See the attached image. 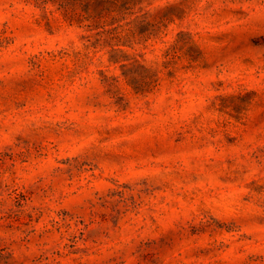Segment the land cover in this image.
Returning a JSON list of instances; mask_svg holds the SVG:
<instances>
[{"label":"rangeland","instance_id":"1","mask_svg":"<svg viewBox=\"0 0 264 264\" xmlns=\"http://www.w3.org/2000/svg\"><path fill=\"white\" fill-rule=\"evenodd\" d=\"M0 264H264V0H0Z\"/></svg>","mask_w":264,"mask_h":264}]
</instances>
